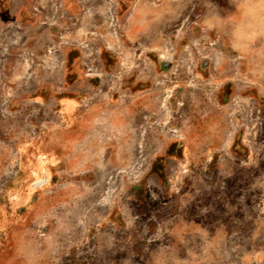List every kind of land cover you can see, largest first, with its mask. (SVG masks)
I'll list each match as a JSON object with an SVG mask.
<instances>
[{
	"label": "rangeland",
	"instance_id": "374dc122",
	"mask_svg": "<svg viewBox=\"0 0 264 264\" xmlns=\"http://www.w3.org/2000/svg\"><path fill=\"white\" fill-rule=\"evenodd\" d=\"M130 2L159 128L128 125L121 79L25 78L0 21V264H264V0ZM233 105L252 120L235 155L165 143L171 109Z\"/></svg>",
	"mask_w": 264,
	"mask_h": 264
},
{
	"label": "crops",
	"instance_id": "0c3cea01",
	"mask_svg": "<svg viewBox=\"0 0 264 264\" xmlns=\"http://www.w3.org/2000/svg\"><path fill=\"white\" fill-rule=\"evenodd\" d=\"M132 2L4 0L0 5V21H8L10 39L19 43L14 49L18 55L26 58L25 78L64 82L121 79L127 97L128 125L159 128L165 123L159 119L161 110L157 108V100L150 98L154 85L148 84L143 64L146 47L142 36L145 31V13L140 4L130 8ZM3 32L1 30V34ZM14 49L10 51L11 54ZM91 49L99 51L96 53L99 62L96 63V56L90 53ZM46 89L52 90L43 84L36 91L43 95ZM54 93L64 95L65 91ZM74 93L77 95L79 92ZM188 93L184 96L188 97ZM147 102L155 106L145 109ZM134 105L137 106L136 110L131 109ZM257 108L245 112L255 118ZM177 111L171 109L173 118L165 125L170 128L171 134L169 139L164 140L165 143L181 145L194 138L200 143L218 144V151L235 155L240 145L246 142V127L251 128L252 125V120L248 125H243V121H240L242 111L236 105L229 109L225 107L221 119L216 122L194 120L202 111L187 110L186 119L178 123L174 120ZM136 112L137 123H132L130 114ZM173 129L181 130L183 135L174 134Z\"/></svg>",
	"mask_w": 264,
	"mask_h": 264
}]
</instances>
